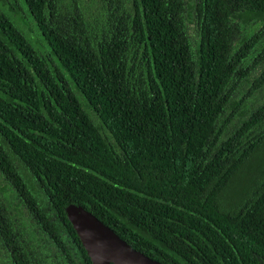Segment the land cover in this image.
Segmentation results:
<instances>
[{
    "label": "trees",
    "instance_id": "obj_1",
    "mask_svg": "<svg viewBox=\"0 0 264 264\" xmlns=\"http://www.w3.org/2000/svg\"><path fill=\"white\" fill-rule=\"evenodd\" d=\"M103 1L99 22L92 1L35 0L54 56L34 59V89L5 87L23 100L9 118L35 117L51 209L80 204L163 264H264V25L241 31L264 0Z\"/></svg>",
    "mask_w": 264,
    "mask_h": 264
},
{
    "label": "flooded vegetation",
    "instance_id": "obj_2",
    "mask_svg": "<svg viewBox=\"0 0 264 264\" xmlns=\"http://www.w3.org/2000/svg\"><path fill=\"white\" fill-rule=\"evenodd\" d=\"M89 1H92L90 7L94 8V14L101 22L103 12L105 15L107 13L108 3L103 0ZM129 1L120 0V4L130 7ZM100 6L103 10L97 13L101 10ZM35 7V0H0V264H83L81 247L84 250L85 248L65 210L66 206L73 203L64 206V216L54 212L49 204V194L44 187L46 184L51 187L52 185L44 175L41 173L38 175L36 171L34 160L36 125L29 124V121L35 120V117L22 116L18 119H10L8 114L7 105L22 104L23 100L12 93L8 98L6 85L15 91L16 88L34 89L37 79L34 59L38 54L45 58L54 56L36 20L37 15L44 14V4H39L40 11ZM45 7L49 11L52 4H45ZM195 12V9H191L190 19L186 20L190 27L194 26L191 16ZM262 25L264 19L256 20L241 31L248 36ZM191 34L194 36V41H199L200 32ZM238 40L235 46L238 45ZM46 61L49 63L48 60ZM56 61L59 68L49 67V69L53 71L57 84L62 89L65 76L67 80L69 77L60 62ZM6 65L10 71H14L15 82L12 86L4 72ZM11 96L13 97L10 98ZM79 97L82 98V95ZM46 118L47 125H55L56 117L46 116ZM72 119L85 120L84 116H75ZM87 119L98 126L96 115L90 114L86 122ZM66 144L72 142L66 140L65 147ZM37 146L41 148L40 145ZM49 151L61 161L75 164L57 152ZM67 221L70 222L76 237L70 235Z\"/></svg>",
    "mask_w": 264,
    "mask_h": 264
},
{
    "label": "water",
    "instance_id": "obj_3",
    "mask_svg": "<svg viewBox=\"0 0 264 264\" xmlns=\"http://www.w3.org/2000/svg\"><path fill=\"white\" fill-rule=\"evenodd\" d=\"M92 264H163L132 248L81 205L65 208Z\"/></svg>",
    "mask_w": 264,
    "mask_h": 264
},
{
    "label": "rangeland",
    "instance_id": "obj_4",
    "mask_svg": "<svg viewBox=\"0 0 264 264\" xmlns=\"http://www.w3.org/2000/svg\"><path fill=\"white\" fill-rule=\"evenodd\" d=\"M260 158H261V156L260 155H257L255 158H253L252 159V161L250 162V164H252V165H250L249 167H243L244 168V173H243V175H241V180L242 179H246L245 177H247V174H248V172L250 171V170H252V167L251 166H253L254 167V165H256L259 161H260ZM243 170V169H242Z\"/></svg>",
    "mask_w": 264,
    "mask_h": 264
}]
</instances>
